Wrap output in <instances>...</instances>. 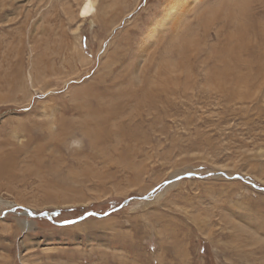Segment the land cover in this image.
Returning <instances> with one entry per match:
<instances>
[{
  "label": "rangeland",
  "instance_id": "obj_1",
  "mask_svg": "<svg viewBox=\"0 0 264 264\" xmlns=\"http://www.w3.org/2000/svg\"><path fill=\"white\" fill-rule=\"evenodd\" d=\"M83 1L0 0V264H264V192L219 175L264 188V0L185 2L184 41L242 7L251 61L232 62L229 93L197 89L208 67L197 54L185 60L184 41L173 47L170 20L145 79L161 83L160 70L172 77L164 90H177L151 86L145 103L131 56L168 0H98V13L81 18ZM209 33L208 52L220 53L223 39ZM169 60L183 72L161 65ZM87 115L102 123L97 141L71 124ZM145 196L64 227L24 215L65 222Z\"/></svg>",
  "mask_w": 264,
  "mask_h": 264
},
{
  "label": "bare ground",
  "instance_id": "obj_2",
  "mask_svg": "<svg viewBox=\"0 0 264 264\" xmlns=\"http://www.w3.org/2000/svg\"><path fill=\"white\" fill-rule=\"evenodd\" d=\"M189 0H168L165 4V6L163 7L164 8V11L162 13V17L160 19V21H157L156 23H153L155 25H152L150 28V30L148 31L146 37L144 38V44L145 46L143 45V48H141V51L138 52V55H137V58H136V54H132L131 56V60L132 61H136V64L135 66H132V63L131 64V68H133V70L135 69V67H137L138 69V62H137V59H139V64H140V69H138V74L136 76V80L133 81V84L135 86H137V88H140L142 92H144V95L142 97L144 98H141L140 101H143V103H145L146 101H150V102H154V99L156 98V96L154 95V88L156 87L157 89V93L160 94V93H164L165 92H176V88L174 90H171V91H166L164 90L165 87H166V82L167 84L172 80V77L171 78H167L166 79V82L163 80V78L167 77V76H162L161 73L158 71V76L160 78V82L161 83H158V82H153V81H150L148 83V81L145 79V76L147 75L146 72L148 71L149 69V66L150 64H153V60L156 56V51L154 52V50L152 49L157 43L159 44L160 41L164 42L163 40L164 39H167V38H161L159 39V41L157 40V36L159 37V28L161 30V28H166L168 26L169 23L172 24L171 21H174L175 22V25H171L173 26V34H172V39L170 40L171 44H173V47H177V45L179 43H182L184 41V39L186 37H184V34L182 33L179 37H177V33L181 31V28L184 26V28H187L188 27V23H185L184 21L185 20H182L183 18L182 17H185L186 16V12L189 10V5L185 4V2H187ZM116 2V1H115ZM136 2V1H135ZM105 3V2H104ZM103 4V3H102ZM117 4V3H116ZM98 5V0H84L82 2V4L80 5L79 7V14L81 15V18H87L89 16H92L94 14H97L98 13V9H97V6ZM104 5V4H103ZM109 5V4H108ZM112 5V4H111ZM102 6V5H101ZM100 6V7H101ZM102 10H105V9H102ZM246 10V9H245ZM110 11V10H108ZM208 11V10H207ZM247 11V10H246ZM97 12V13H96ZM105 11H103L104 13ZM130 12V10H129ZM70 13V12H69ZM123 13V12H122ZM238 13V15H237ZM105 14V13H104ZM128 14V13H127ZM178 14H180L181 16H177ZM73 14H69V16L72 17ZM125 16V15H124ZM123 16V17H124ZM176 16L178 17V19H174L176 18ZM97 17V16H96ZM104 17V16H103ZM101 18V17H100ZM182 18V19H181ZM102 19V18H101ZM174 19V20H173ZM114 20V19H113ZM171 20V21H170ZM176 20V21H175ZM180 20L182 22H180ZM246 20H247V17H246V13L244 12L243 8L242 7H239V8H235L234 10H232L229 15L225 18V19H214L210 22H206V28L205 26H201V25H198V34H193L190 38L186 39L184 41V43L186 44V46H190L191 47V50H189L188 52L184 53L183 55L186 56L185 57V60L194 55V54H197L198 57L202 56L203 55H206L208 56L209 59H212L216 56H218V54L222 55L221 56V59L218 60V61H214L212 62L211 64L208 62L207 59H204L202 60L201 58L198 59V63L200 65H203L205 67H208L206 68V75L204 76L203 80L204 82L203 83H200L198 80H195V86H197V89H201L202 91H204L200 86H203V85H207V86H210L211 87V91H210V94H215V95H218V94H221L223 95L224 93H229L228 91H226V85L227 83L229 82V78H230V72H231V67H232V62L233 61H238V62H241L243 60L245 61H251V53H250V43H251V40H250V37L249 35L247 34V25H246ZM112 21V20H111ZM222 22V23H220ZM241 22V23H240ZM100 23V22H99ZM111 23V22H110ZM184 24V25H183ZM233 25H240V28L237 27L236 29H234L233 32H228L227 30L233 26ZM108 26V25H107ZM116 26V25H115ZM114 26V27H115ZM209 26V27H208ZM112 28V26H108L107 29H110ZM171 28V27H170ZM202 29V30H201ZM166 30V29H165ZM211 30H215L216 32V37H217V41H219V37L223 39V43H221L220 45L217 44L218 48H220V53H218L217 50L215 49H212L208 52V46L206 44V40L210 39V38H214L215 35L213 33H209ZM106 30H104L105 32ZM164 30L162 29V33ZM170 31V30H169ZM197 31V30H196ZM264 31V30H263ZM160 33V34H162ZM203 33V35L200 36V34ZM263 34V32H262ZM164 35V34H163ZM162 35V36H163ZM167 37V36H166ZM171 38V37H170ZM235 38V39H234ZM235 41H238L237 43H235ZM151 45V47H150ZM157 46V45H156ZM158 47L160 48L161 46L158 45ZM157 47V48H158ZM156 49V48H155ZM153 50V55L151 54V51ZM264 46H263V49H262V52L263 53V56H262V59L264 60ZM161 51V50H160ZM208 52V54H207ZM160 54V53H159ZM162 54V52H161ZM260 54V53H259ZM166 56H174L173 53L171 51L167 52L165 54ZM160 56V55H159ZM158 56V57H159ZM162 56V55H161ZM161 58V57H160ZM160 58H158L160 60ZM116 59V58H115ZM164 60V59H163ZM131 62V61H130ZM164 62V61H162ZM172 64L174 65V71L177 72L178 70L181 71L179 69L178 66H181L180 64H175V61H167V62H164L163 65L165 68H166V64ZM190 63V62H189ZM130 64V63H129ZM159 64V63H158ZM169 64V66H170ZM129 66V65H128ZM126 67L125 72L127 73L130 68L129 67ZM159 66V65H158ZM188 67H190V65L188 66V63L186 62L184 64V67L183 69H188ZM170 69L172 67H169ZM168 68V69H169ZM203 68V67H202ZM159 69V68H158ZM186 69V70H187ZM190 69V68H189ZM39 70V69H38ZM45 70V69H44ZM136 70V69H135ZM162 70V69H161ZM185 70V73L188 71ZM40 71H42L40 69ZM131 71V70H130ZM150 71V70H149ZM166 71V70H164ZM172 71V70H171ZM192 71V70H191ZM43 72V71H42ZM132 72V71H131ZM157 72V71H155ZM154 72V73H155ZM183 72V71H182ZM190 72V71H189ZM37 73V72H36ZM44 73V72H43ZM164 73V72H163ZM162 73V74H163ZM173 73V72H172ZM186 73V75H187ZM136 74V73H134ZM168 74V73H167ZM166 74V75H167ZM148 76V75H147ZM169 76V74H168ZM181 76V75H179ZM186 79L189 81V83H193L194 80H192V76H191V72L189 75L185 76ZM148 78V77H147ZM151 78V77H150ZM154 78H156L154 76ZM149 79V78H148ZM20 80V79H19ZM150 80V79H149ZM153 80V79H152ZM202 80V81H203ZM146 81V82H145ZM231 82H235L236 84H242V83H246V79L244 77H234L230 80ZM186 80H183V83H184V91H188L189 90V86L186 85ZM130 84V82H128ZM188 83V82H187ZM125 85V84H124ZM175 84H169V86H174ZM193 85V86H194ZM151 86H154L151 87ZM181 87V85H178ZM192 86V88H193ZM134 87V86H133ZM158 87V88H157ZM123 89V87H121ZM120 88V89H121ZM132 88V87H131ZM136 89V87H134ZM125 89V88H124ZM195 89V88H194ZM127 90V89H126ZM124 90V91H126ZM137 90V89H136ZM193 90V89H192ZM85 91V90H84ZM122 91V90H121ZM119 90V92H121ZM141 92V93H142ZM128 93V92H127ZM195 93V91H194ZM225 95V94H224ZM128 96V95H127ZM133 97V96H132ZM7 98V96L5 97ZM120 98V97H119ZM110 99V98H109ZM113 99V98H112ZM122 99V98H121ZM120 99V100H121ZM143 99V100H142ZM111 100V99H110ZM118 100V99H117ZM116 100V102H117ZM124 100V99H123ZM122 101V100H121ZM110 101H108L107 103H109ZM113 103V101H111ZM114 101V103H116ZM123 102V101H122ZM121 102V103H122ZM113 103V104H114ZM119 103V102H118ZM99 104V103H98ZM105 104V103H104ZM142 104V103H140ZM88 105V104H87ZM107 105V104H105ZM110 105V104H109ZM108 105V106H109ZM112 105V104H111ZM110 105V106H111ZM105 107V106H104ZM108 108V107H106ZM118 108V107H117ZM110 109V107H109ZM84 111V110H83ZM102 116V115H101ZM104 116H107V115H103ZM81 117L80 120H76V119H73L71 120V124L73 125H80L82 124V126L80 127V130L81 131H84V133L91 138L92 141H97L98 139L101 138V135H102V127L100 126L102 123H97L95 122L94 123V126L92 127V125L90 124V118L89 116H79ZM92 117V116H91ZM94 119V117H92ZM91 118V119H92ZM97 117H95L96 119ZM101 118V117H100ZM104 119V118H103ZM109 119V118H108ZM93 121V120H92ZM101 122V120L99 121ZM86 127L85 129L83 127ZM67 139V138H66ZM59 142V141H58ZM48 144L51 146L53 144H50L48 142ZM47 145V146H49ZM4 171H0V174H2ZM52 175V174H51ZM172 185V184H171ZM50 200V199H48ZM26 204V203H25ZM28 205V204H27ZM56 207V206H55ZM88 223V222H87ZM90 223V222H89ZM97 223V222H96ZM21 225V224H20ZM86 227H90V225H85ZM83 227V226H82ZM77 228V226H76ZM26 232V231H25ZM104 259V258H103Z\"/></svg>",
  "mask_w": 264,
  "mask_h": 264
},
{
  "label": "water",
  "instance_id": "obj_3",
  "mask_svg": "<svg viewBox=\"0 0 264 264\" xmlns=\"http://www.w3.org/2000/svg\"><path fill=\"white\" fill-rule=\"evenodd\" d=\"M219 175L225 176L228 179H238V180H242V181L250 184L251 186H253L255 189L264 192V188L259 187L256 183H253V182L247 180L246 178H244L242 176L230 177V176H227L226 174H219ZM183 177H186V178H190V177H194V178H204L202 176H198L197 174H189V175L183 176ZM183 177H181V178H183ZM208 177H211V176H208ZM149 199H150V196H145V197H141V198H133V199H130V200L125 201L120 207L115 208V209L107 212L104 215L99 214V213H94V212H88L87 214H85L84 216H82L80 218H77V219H74V220H70V221H65V222H54L52 216L49 213H47V212L42 213V214H35L34 212H32L29 209H24V215H28L31 218H47L48 220H50L51 222H53L55 225L64 227V226H69V225H75V224H77L79 222H82L88 216H94V217H97V218H104L105 216H107L109 214H112L114 212H117V211L121 210L124 206H126L127 204H129L133 200H140V201H145L146 200L147 201ZM10 212H12V213L13 212H16V209H14V210H12ZM7 213H9V212H7Z\"/></svg>",
  "mask_w": 264,
  "mask_h": 264
}]
</instances>
